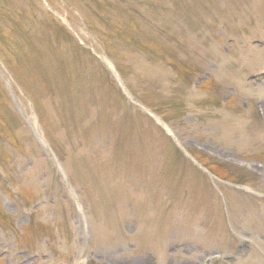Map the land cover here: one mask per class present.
Instances as JSON below:
<instances>
[{"label": "rangeland", "instance_id": "1", "mask_svg": "<svg viewBox=\"0 0 264 264\" xmlns=\"http://www.w3.org/2000/svg\"><path fill=\"white\" fill-rule=\"evenodd\" d=\"M0 264H264V0H0Z\"/></svg>", "mask_w": 264, "mask_h": 264}]
</instances>
